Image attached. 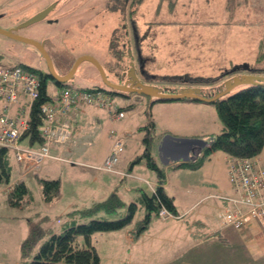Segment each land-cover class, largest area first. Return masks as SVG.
<instances>
[{
  "label": "rangeland",
  "instance_id": "rangeland-1",
  "mask_svg": "<svg viewBox=\"0 0 264 264\" xmlns=\"http://www.w3.org/2000/svg\"><path fill=\"white\" fill-rule=\"evenodd\" d=\"M53 1L0 0V13L6 15L1 22L6 25L23 22ZM171 1L173 2L172 9L169 5L170 0H144L133 8L130 7L131 0H129V7H126L123 12L118 10L122 2L116 0H70L68 5L71 8L59 4L60 8L52 12L51 17L59 20L57 23H47L43 20L28 26L22 33L34 39L48 38L50 44L55 41L62 44L67 52L68 66H71L79 56L94 57L114 81L124 77L130 60L134 62L135 66L138 65V62L140 65L142 64L139 73L144 76L145 84L177 89L200 87L206 92L216 91V87L228 78L245 73L246 70H242L245 65L253 71H264L262 70L264 69V0H227L231 9L225 11V7L222 5V16L214 13L219 7L218 1L198 0V3H201L198 5L199 11L204 5L202 3L206 2V9L202 11V14H199V17L196 16L199 24L205 25L203 16L206 17L205 20H214L209 27L198 28H193L194 18L183 23L180 19H175L173 15L181 12L182 8L179 6H184L189 0ZM221 2L223 4L225 0H221ZM109 3H111L110 9ZM209 5L211 7L210 14L207 12ZM114 6L117 8L113 9ZM120 9L124 8L120 7ZM111 10L112 12H110ZM74 15H76L75 18H73ZM230 15L232 17L228 20V25L234 22V26H237L239 30L227 31L228 33L242 32H238V38L243 45L242 51L238 47L237 51H229V46L228 51H223L224 45L222 46L220 43L221 39L223 41L227 37L223 21ZM66 16L69 18H65ZM78 16L82 17V21H78L77 28L82 27L79 31L76 30L77 28L75 29ZM129 21L132 22L131 26ZM82 23L83 26H81ZM124 24L127 32L121 27ZM185 24L193 25L188 26L189 29L186 31L178 32L179 26ZM220 26L226 32V37H220L222 35ZM165 27L168 28L165 29ZM68 28V33L63 34L62 30ZM209 35H211V39H208ZM13 43L12 41H6L5 44L3 42L1 48L9 47V55L14 56L15 52L20 53V63H18V59L15 60L10 56L5 58L0 53L1 65L30 66L29 63L37 64L35 58L27 53L20 43ZM259 57L262 60L257 62ZM40 63L43 65L42 62ZM63 86L72 89H101L106 92V99L108 102L110 101L114 109L120 110L121 106L124 107L130 103L134 106L132 109H125L126 117L113 124H105L104 116L101 114L98 116L100 125L97 126V121L90 122L87 116L82 114L78 126L82 127L80 136L85 137L80 142L81 148L78 152H83V154L86 152L89 156L96 155L95 159L99 160L113 143L114 139L108 136L109 132L118 133L124 139L125 144L117 167L133 172L138 178L121 177L111 172L97 170L98 176L105 181V185L96 180L93 185L86 187L88 182L93 180V175L88 174L85 178L87 183L83 184V178L79 177L77 173L75 175L69 173L65 163L45 159L35 167H24L22 170L21 165L13 159L9 184L0 183L1 263L26 264L30 261L51 234L60 233L63 223L60 218L65 211H68L69 203L71 204L73 199L79 202L78 200H85L92 194L97 195L98 192H106V197L116 193L124 202L118 212L116 214L100 213L95 217L118 219L125 215L129 203L136 198L139 189L152 195L158 188V175L145 166V158L138 159L143 152V139L146 138L147 133L152 137L150 153L165 175L164 191L173 198L176 210L180 213L178 211L175 215L171 213L172 217L165 219L153 216L148 227L140 235L135 236L137 219L145 215V211L140 209L133 222L126 228L95 234L92 245L99 255V264H203L208 257L213 255L222 256L221 264H230L231 258L235 254L244 252L237 246L225 247L218 243L202 242V240L192 238L193 236L189 234V232L201 234L207 231L195 221V218L208 205V202L199 203L194 211L188 214L187 212L183 213L185 210L182 209L197 199L199 191L218 193L217 189L220 187L212 189L211 185L216 183L228 186L226 175L222 173L220 176L217 172L218 162L223 153H211L209 156L201 157L197 163L188 161L184 165H177L174 162L165 165L158 151L159 143L165 135L175 138H192L185 136L184 133L186 129H191L193 126L205 129V131L210 130L213 136L220 133L222 131L220 127L222 128L223 124L214 105L204 102L191 105L192 103L185 100L154 102V99L150 100L143 95L111 94L109 88L104 85L98 70L87 61L79 64L73 80H69ZM237 89L223 98L230 96ZM60 90L61 87H56L48 80L47 92L50 96H55ZM3 103L0 99V109ZM83 107L100 108L81 105L77 109H71L70 112ZM12 109H16V111L13 112ZM20 111L21 108L16 104L10 106L8 112L11 115H17ZM107 113L110 119L111 113ZM130 114H134L133 120L132 118L129 120ZM152 122L153 127L150 125ZM19 143L22 146L33 148L40 146L38 144L31 145L28 137L22 138ZM73 158L76 159L74 156ZM255 158L263 167L259 155ZM210 160L211 162H209ZM94 163L89 162L93 166L101 164ZM37 176L45 179L59 178L62 196L46 202L43 198L41 185L36 179ZM216 176L217 180H215ZM212 178L215 182H210ZM18 179L25 182L34 197L30 204L22 207L11 206L6 201V189ZM91 205L92 202L88 207ZM85 221L87 220L82 222ZM36 224L45 228L47 234L32 250L29 257L22 258L19 249L20 243L26 239L31 227ZM178 224L181 225L178 226ZM261 226L264 227V222ZM241 230L243 229L235 231L240 232ZM129 231L133 239L130 242L126 240V234ZM243 264L256 263L247 257Z\"/></svg>",
  "mask_w": 264,
  "mask_h": 264
},
{
  "label": "trees",
  "instance_id": "trees-1",
  "mask_svg": "<svg viewBox=\"0 0 264 264\" xmlns=\"http://www.w3.org/2000/svg\"><path fill=\"white\" fill-rule=\"evenodd\" d=\"M142 1L144 0H131L130 7L133 8L141 4ZM169 5L172 9L173 2L171 0ZM227 8L228 10L231 9L229 4H227ZM260 58H257V62L262 60ZM242 70L247 71L250 68H243ZM48 79L50 78L39 76V96L31 106L28 129L21 136V139L28 137L31 145H42L44 143V138L40 134L42 124L40 105L47 102L50 98L47 92ZM55 83L57 82L55 81ZM85 89L97 91V89ZM109 93L121 95L112 91H109ZM184 100L201 102L194 99ZM153 101L172 102L175 100L165 99ZM211 104L214 105L217 115L223 124V130L213 137H208L210 139L209 144L201 150V155L197 157L194 163H197L201 157L209 156L214 152H222L225 155L243 158L258 156L264 147V86H239L230 96L226 98L221 97L211 102ZM133 107L132 104L124 107L121 106L120 110L124 111L125 109H132ZM1 110L2 107L0 113ZM150 125L153 127V122ZM151 139L152 137L147 133L146 138L143 139V152L138 159L145 158V166L155 171L158 175V188L154 190L153 194L149 195L139 189L136 198L129 203L125 215L118 219L95 217L100 213L116 214L118 212L124 202L116 193H112L107 198L93 203L90 207L69 212L66 216V223L62 231L57 234H51L26 264H99V255L92 245V239L95 234L113 232L126 228L133 222L137 211L140 209L145 211V215L137 219L135 236L140 235L148 227L153 216L159 218L158 212L162 207L175 215L177 210L174 205V200L165 193L163 188L164 172L150 153ZM13 159V153L8 148L0 147V183L9 184L13 169ZM184 164L181 163L180 165ZM117 165L115 166V170H117ZM36 179L41 185L43 198L46 202L58 199L61 188L59 179H45L38 176ZM11 187L6 193V201L11 206L22 207L33 201V193L23 180L13 183ZM83 220L87 221L82 222ZM46 234V229L41 225H33L26 239L20 243L19 249L21 257H29L32 250Z\"/></svg>",
  "mask_w": 264,
  "mask_h": 264
},
{
  "label": "built area",
  "instance_id": "built-area-1",
  "mask_svg": "<svg viewBox=\"0 0 264 264\" xmlns=\"http://www.w3.org/2000/svg\"><path fill=\"white\" fill-rule=\"evenodd\" d=\"M39 76L31 69L20 65L0 64V99L4 102L0 113V147L8 148L15 161L24 167H35L43 160L50 158L49 149L52 145L66 148L74 143V122L69 117L71 109L81 105L105 108L110 114V121L122 119L124 112L114 109L105 94L100 91L62 88L55 96L40 105V134L44 143L39 148L20 145L22 134L29 126V112L33 102L39 96ZM18 104L21 111L17 115L9 114V107ZM113 140L108 155L100 165L76 163L83 167L96 170L117 172L115 166L124 150V139L118 133L110 132ZM200 152L194 154V163ZM54 159H60L53 157ZM71 162V161H69ZM227 179L231 187L229 195H215L224 204L218 218L223 227L235 230L245 228L251 222H264V168L255 157L243 158L228 156ZM12 187H8V192ZM160 219L172 217L165 208L158 212ZM0 264H3L0 262Z\"/></svg>",
  "mask_w": 264,
  "mask_h": 264
},
{
  "label": "crops",
  "instance_id": "crops-1",
  "mask_svg": "<svg viewBox=\"0 0 264 264\" xmlns=\"http://www.w3.org/2000/svg\"><path fill=\"white\" fill-rule=\"evenodd\" d=\"M207 1L209 2V0H207ZM216 1L219 2V7L215 10L214 13H217L220 16H222V12H223L222 5H224L225 11L228 10L227 0H225V2L223 4H222L221 0H216ZM198 5H201V3L200 4L198 3V0H189L187 2V4H185L184 6L183 5H181L182 7L179 6L180 8H182L181 12L173 14L175 16V19H180L183 23H187L190 20H193V18H194L193 24H195V25L185 24V25L179 26L178 32L184 31V30L186 31V29H189V27H191V25H193V28H198V27H205V26L209 27V25L213 23L212 21H214V20H205L206 17L203 16L205 25L202 26V24H199V22L196 20V16L199 17V14H202V11L206 9V2L204 1L202 3L203 6L201 7L200 11H199ZM174 6H175V4H174ZM210 9H211V7L209 5L207 7V12L209 14L211 13ZM231 17L232 16L230 15L226 20L223 21V26L227 32V37H226V32L222 29V26H220V32L222 34L220 37H224V36L226 37L224 39L225 41L224 40L222 41V39H221L220 43L222 46L224 45L223 51H225V50L228 51V46H229V51H237L238 50L237 47L242 51V49H243L242 41L238 38V35H239L238 32H240V33H242V32L238 31L236 33H231V32L228 33V31H227V30L234 31V30L238 29L237 26H234L235 25L234 22L231 25H228V20ZM167 28L168 27H165V29H167ZM208 39H211V35H209ZM259 45H260V42L258 44V47H259ZM229 59H232V58H229ZM189 103H192L191 105H194V103H198V102L189 101ZM12 111L15 112L16 109H12ZM107 112L108 111L105 110V108H93V107H83V108H79L78 110H72L69 114V117L75 120L74 125H75L76 130L78 131L77 133H76V130L74 131V139H73L74 143L71 146L67 147L68 150L66 148L62 149L57 145H52L49 149L50 158H47V160L52 161V162L65 163L68 166L67 169H68L69 173H71L73 175H75L77 173L79 175V177L83 178V182H84L83 184L87 183L85 178L88 174L93 175V180L88 182L89 184H87L86 187H88L89 185H93V182L96 180L99 183H102L103 185H105V181L98 176L97 170H93L92 168H87V167L84 168L83 166L78 165L76 163H84V164H89V162H95L94 164L101 163L102 160L108 155L112 144H110L108 151L103 153V156L100 157L99 160L95 159L96 155L89 156V155H87L86 152L84 154H83V152H78L81 148L80 142L85 137L83 135L80 136V132H81L82 127L78 126L79 118H80V116H82V114H84L83 116H87V118H88V120H90V122L97 121L98 122L97 126L100 125V120H98V116L101 114L104 116L105 124L106 123L113 124L114 122L121 120V119H118V120L110 121ZM131 113H133V112H131ZM125 117L126 116L124 115L123 119ZM134 117H135L134 114H130L129 120L131 118L133 120ZM95 118H97V119H95ZM87 124H89V123H87ZM220 129L223 130V125H222V128L220 127ZM106 134H108V133L106 132ZM184 134H185V136H189L192 138H201L204 140L210 136H213V134L211 133L210 130L205 131V129L198 128L196 126H193L191 129H186ZM215 135H217V133L214 134V136ZM108 136L110 137V132H109ZM215 153H218V152H215ZM70 156H72V157H70ZM73 156L76 159H74ZM53 157H58L60 159L59 160L54 159ZM226 159H227V155L222 154L220 156V161L218 162L217 172H218V174H220V176H222V173H223V175H226V180L228 183ZM259 159L261 161V165L264 167V147H263L261 153L259 154ZM72 160H74V161H72ZM69 161H72L71 163H73V164L68 163ZM96 161H98V162H96ZM209 162H211V160ZM176 164L179 165L180 162H178V163L176 162ZM71 165H74V166H71ZM20 167L22 170H24L23 169L24 166L21 165ZM62 167H64V166H62ZM116 171L118 173L116 172L114 174L119 175L121 177H123V175H125V174L131 178L137 177V175H135L133 172L126 171L122 167H117ZM40 178H43V177H40ZM57 179H59V178H57ZM215 180H217V176H216ZM215 180L212 178V180L210 182H215ZM17 181H20V180L18 179L16 181H14V183ZM217 186L220 187V189H217V190H219L218 193H214V192L208 193L205 190L199 191L197 199H195L193 202H191V205H186L185 207H182V209L185 210L183 213L187 212V214H188V213L193 212L194 208L196 206H198L199 203L208 202V205H206V207L202 210V212H200L195 218V221L199 225H202L207 231L205 233L203 232L201 234H195L194 232H189V234L193 236L192 238H197V240H202V242H210L212 244L218 243L219 245H223L225 247L226 246H231V247L237 246L238 249H240L241 251H244L242 253L235 254L231 258L230 264H243V263H245V258H247V257L249 259H251L252 261H255L256 264H264V227L261 226V224H258L256 221L251 222L249 225H247L245 227V229L243 228V230H241L240 232L235 231L233 228H230V227L221 226L220 221L218 219V215L223 210L224 204L221 200L215 198V195L222 194V193L231 194V187H230L229 183H228V186L224 185V184L217 185L215 183V185H211V188L216 189ZM60 196H62L61 189H60ZM103 197L105 199L106 192H98L97 195L92 194L85 200H78L79 202H77L73 199L71 204L69 203L68 211H65L63 213V216L60 218L63 220V223L61 224V229H63L65 226L66 219H67L66 216L69 212L75 211L78 209L87 208L91 202L93 204L94 202L103 200ZM174 205H175V203H174ZM195 221H194V223H195ZM180 225L181 224H178V226H180ZM172 226H174V224H172ZM131 236H132V234L129 231L128 234H126V240L128 242L133 241ZM196 236H198V237H196ZM92 244H93V239H92ZM222 260H223L222 256H214L213 255L211 257H208L206 259L205 263H203V264H221Z\"/></svg>",
  "mask_w": 264,
  "mask_h": 264
},
{
  "label": "water",
  "instance_id": "water-1",
  "mask_svg": "<svg viewBox=\"0 0 264 264\" xmlns=\"http://www.w3.org/2000/svg\"><path fill=\"white\" fill-rule=\"evenodd\" d=\"M49 8L44 9L27 20L21 22L14 30H18L20 28L28 27L29 25L39 22L43 20ZM0 33L7 35L8 37L21 41L23 43L34 45L39 47L42 51L44 57L47 60L50 71L52 74L51 80H55L61 84L68 82L69 80H73L75 71L80 63L87 61L90 62L99 72L100 77L110 90L120 93H135L137 96L143 95L148 97L150 100H175L180 101L184 99L189 100H199L204 103H211L215 100L227 95L234 89L243 85H259L264 86V76L253 75V74H238L234 75L223 83H221L218 87H216V91L205 92L204 89L199 87H184V88H167V87H159L152 86L141 82L136 73V66L132 60H130L127 71L124 73L127 76V81L123 84H116L108 80L106 73L104 71L103 66L98 62L97 59L90 55H82L77 58L74 62L71 69L63 74L59 75L53 71L52 64L50 58L42 49V43L38 41L28 38L25 36L17 35L12 32V29H1ZM244 68L248 69V66L245 65ZM234 70V69H233ZM208 144V140H204L201 138H175L171 135H165L164 138L160 141L158 146L159 154L161 155L163 164H169L171 162H187L192 156L193 153H197L196 151H201Z\"/></svg>",
  "mask_w": 264,
  "mask_h": 264
},
{
  "label": "flooded vegetation",
  "instance_id": "flooded-vegetation-1",
  "mask_svg": "<svg viewBox=\"0 0 264 264\" xmlns=\"http://www.w3.org/2000/svg\"><path fill=\"white\" fill-rule=\"evenodd\" d=\"M69 1L70 0H54L53 2L47 4L46 6H44L43 8H41L40 10H38L37 12H35L34 14H36V13H38V12L44 10V9L49 8L48 13H47L46 17L43 20L45 22H47V23H57L59 20L58 19H54L55 17L54 18L51 17L52 12H54L55 10H57L58 8H60L59 7V4H63L65 7L71 8V6L68 5ZM116 1L122 2L121 5H119V7H118V10L119 11H123L124 12L125 9H126V7H129V4H130L129 0H116ZM108 7H109V9L111 8V3H109V6ZM120 7L124 8V9L121 10ZM115 8H117V6L116 7L115 6L113 7V9H115ZM110 12H112V10ZM119 13H121V12H119ZM34 14H32L30 17H32ZM5 16L6 15L4 13H0V28L1 29H5V30L12 29V32L13 33H15L17 35H21V36L28 37L27 35H25L24 33H22V31L25 30L28 27L20 28L18 30H14V28L17 27L21 23V21L15 23V24L6 25V24H4V23L1 22V20L4 19ZM75 16L76 15H74L73 18H75ZM30 17H28V18H30ZM65 18H69V16H66ZM43 20H41V21H43ZM78 21H82V17H79V16L77 17V22H76L77 25H76L75 29L78 27V23H79ZM36 23H38V22H36ZM36 23H33V24L29 25V27L32 26V25H34V24H36ZM83 23H84V21H83ZM83 23H82L81 26H83ZM129 23H130V26H131V23L132 22L129 21ZM121 27H122L123 30H125L127 32L126 25L125 24L122 25ZM119 28H115V29L117 30ZM80 29L77 28L76 30L79 31ZM116 30H114V31H116ZM68 31H69V28L68 29H63L62 30V33L63 34L68 33ZM28 38H31V37H28ZM32 39H34V38H32ZM34 40L38 41L39 43H42V49L45 51V53L50 58V61H51V64H52V68H53V71L54 72H56L59 75H63L65 73H67L71 69V67L73 66L74 63L71 66H68V59H67V55H66L67 52L65 51L64 47L62 46V44L57 43L56 41L54 43H51L50 44L48 42L49 41L48 38L34 39ZM6 41H9V42L12 41V43L13 42L20 43L22 45L23 49L27 53H29L32 57L35 58L37 64L29 63V65L32 66L33 68L30 67V66H28V67L31 68L32 70H34V72H35V74L37 76H46L48 78H52V74L53 73H51L50 68H49V65L47 63V60L44 57L42 51L39 49V47L34 46V45H29V44L23 43L21 41L14 40V39L8 37L7 35H4V34H1L0 33V53L3 54L5 58L7 56H10V57H14L15 60L18 59V63H20V61H19L20 60V53L15 52L14 54H16V55H14V56L13 55H9L8 54L9 47L6 46L5 49H2L1 48V45L3 44V42L5 44ZM2 47H3V45H2ZM40 62H42L43 65H41ZM138 65L136 64V73H137V76H138V78H139V80L141 82L145 83L144 76L140 75V73H139V71L141 70L140 68H141L142 64L140 65L139 62H138ZM105 73H106V71H105ZM239 74H253V75L264 76V71H262L261 73H257V71L247 70L245 73H239ZM106 76H107V78H108L109 81H111L113 83H116V84H121V83L124 84L127 81V76H125V75H124L123 78H121V79H119L117 81H114L112 78H110L109 77V74H106ZM48 80H50L56 87H62V85H64V84H61L59 82L55 83V80H51V79H48ZM109 90H110V88H109ZM112 92H115V91H112ZM116 93L122 94L120 92H116ZM125 94H127V93H125ZM131 94L135 95V93H131Z\"/></svg>",
  "mask_w": 264,
  "mask_h": 264
}]
</instances>
